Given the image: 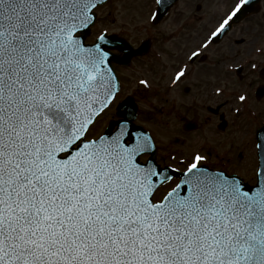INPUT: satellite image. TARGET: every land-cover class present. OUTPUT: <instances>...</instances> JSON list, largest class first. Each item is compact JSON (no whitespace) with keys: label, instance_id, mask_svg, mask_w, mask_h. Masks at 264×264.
Listing matches in <instances>:
<instances>
[{"label":"snow or ice","instance_id":"6c2138e0","mask_svg":"<svg viewBox=\"0 0 264 264\" xmlns=\"http://www.w3.org/2000/svg\"><path fill=\"white\" fill-rule=\"evenodd\" d=\"M108 2L0 0V264H264V123L253 128V186L238 172L209 169L200 151L170 152L182 169L161 165L131 101L92 134L122 91L115 65L143 51L107 25L89 41ZM256 4L231 0L176 65L170 88L179 89ZM150 19L158 24L160 12ZM232 43L227 71L235 75L244 72L238 46L253 41L241 30ZM255 52L264 57V45ZM247 67L242 90L214 89L237 115L253 99L264 104V70L257 76L264 64L249 59ZM139 84L151 87L146 78ZM218 111L209 108L205 124Z\"/></svg>","mask_w":264,"mask_h":264},{"label":"rangeland","instance_id":"374dc122","mask_svg":"<svg viewBox=\"0 0 264 264\" xmlns=\"http://www.w3.org/2000/svg\"><path fill=\"white\" fill-rule=\"evenodd\" d=\"M230 3L231 0H210L205 2L202 0H181L161 24L152 25L150 15L155 8V0H109L102 9H99L100 20L93 28V33L89 37V40L94 38L99 28L107 25L119 32L127 31L130 34H125L126 37L132 38V40L135 41L136 38L146 35L145 33H140L142 27L146 26L149 31H153L157 35L162 34V37L156 41L154 51H158L159 54L161 53L162 55L165 51L168 52L165 54H171L172 51H177V47H179L184 54L177 58L181 61L185 57V53L188 49L191 48L200 38H196L195 41H192L193 43L190 44L187 42L188 44L185 49L183 44L182 46L177 45L182 40L187 39L186 37H182L183 33L189 34L197 31L200 32V35H204V32L212 28L219 17L227 11L224 8L227 4L230 6ZM196 4H202L203 7L200 10H197L195 7ZM214 9L216 13L212 16V11ZM201 18L202 20H200ZM209 19L210 21H208ZM207 21L209 22L207 25L208 28L203 30V23ZM241 30H243L244 35H247L252 39L253 44L251 47H246L245 45L238 46L243 50L240 62L244 58L251 57L252 60L264 64V57H261L255 52L256 47L264 45V2L262 3L260 13L250 16L236 27L235 32L230 36L231 40H227V44L225 42L222 45H213L214 47L212 48V51H209V55H211L210 60L212 62L216 61L217 53H223L224 58L220 64L224 65L226 68L228 67L231 61L226 59L227 50L230 47H237L235 45L231 46V41L235 40L241 34ZM143 31L145 30L143 29ZM180 38L181 40H179ZM233 52L235 53L234 50ZM151 56L153 57L154 54L145 56L144 59H137L136 63L139 66L135 63L131 68L120 69V72H123L126 76L127 85L121 92L119 99H122L126 93L133 91L132 86L133 89H138V92H140L139 89H141V87L139 80H137L139 76L135 71L140 74V77H146L148 80H153L154 82L158 81L156 75L157 68L151 61ZM233 58H235V56ZM174 61L175 60L171 56L170 62L174 64ZM244 64L246 65L244 73L245 75H248L249 70L247 63ZM225 67L223 68V73H226ZM167 69L166 72L167 74H170V79L174 70L172 69L171 72H169V69ZM219 71L220 68L216 66L215 73L212 76L207 75V81L209 82L210 77L213 78V80H216V73ZM168 80L166 82L167 85ZM188 83L189 82H184L179 89L173 91L172 95H168V90L161 91L159 95L154 94L155 92H143L145 94L137 93L136 99L139 100L142 107L140 120L145 121V126L153 132L156 138L159 148L157 155L158 160L162 164H173L174 161L168 159L170 152L173 154L182 152L184 153L185 158H190L193 152L200 151L208 157V160L211 163H213V167H227L230 171L238 172L251 183H255L257 159L255 154L256 150L252 143L254 139L253 128L264 119V104H259L253 99L250 101L251 109L249 111H244L239 115L235 114V116L238 117L237 130L234 127H231L228 131L221 132L217 130L213 123H211L206 124L203 130L201 129L199 131L186 133L183 131L184 128L179 126L176 118L180 113L174 114L173 110L174 106H176L175 103H178L176 107L183 110V107L194 102L191 94H189L190 96L183 94L185 90L184 86ZM245 83H247V81H243L242 83L241 78H235L233 81L229 80L227 88L233 89V92H238L243 89ZM173 96L177 98L178 102L173 99ZM196 98L199 99L198 96ZM202 101H204L203 98ZM158 102L160 103L159 107L154 109L153 106L158 105ZM115 105L116 104H114L107 113L101 116L92 132H97L99 128L105 127L108 125L109 120L116 116ZM195 105L198 104L195 102ZM192 108L196 110V108ZM176 110L178 109L176 108ZM253 112L255 113V117L252 115ZM198 113L199 116L203 118L207 111L204 108H201L198 110ZM178 138L180 139L179 143L177 142ZM241 150L245 153L244 157L239 155ZM215 160L216 162H214ZM168 187H170V185L162 188L158 197L159 195H162Z\"/></svg>","mask_w":264,"mask_h":264},{"label":"flooded vegetation","instance_id":"af4514ba","mask_svg":"<svg viewBox=\"0 0 264 264\" xmlns=\"http://www.w3.org/2000/svg\"><path fill=\"white\" fill-rule=\"evenodd\" d=\"M202 1L205 2V1H210V0H205V1L202 0ZM262 1L264 2V0H261V2ZM200 20H202V19H200ZM208 21L205 22V24H203L204 25L203 30H206L208 28V26H207L208 23H209ZM144 30L145 31L141 30L140 33L141 34L145 33L146 34L145 36H140L139 38H136L135 41H133L132 38H127V39H129L135 46L141 45L142 43L148 44L149 45V50H148L147 54L146 55H139L138 57L133 59V61L131 62L130 66L124 67V68H131L136 63L137 59H140V58L144 59L145 56L154 54L153 57L151 56L152 58H150V57H148V58L151 59V61L153 62V64L157 68L156 75H157L158 81L154 82L153 80H151V81L149 80L150 84H151V87L148 88V89H143V87L140 85V87H141V89H139L140 92H138V89L137 90L133 89V86H132V90L133 91L128 92V93L125 94L126 95L125 97H132L135 100V102L137 103L138 116L139 117L142 115V112H141V108L142 107L140 106L139 100L136 99L137 98V93L145 94L146 92H155L154 94L159 95L161 93V91L168 90V95L169 94L172 95L173 91H176L177 89L173 90V89L170 88V79L171 78L169 79V75L170 74L169 73L167 74L166 69L168 67L169 72H171L172 69L174 70L176 65L180 62L177 58H179L182 55H184L182 50H180L179 47H177V51H172L171 54L170 53L169 54H165V53H168L167 51H165V53H163L164 54L163 57L158 56L159 53H158V51H154V47H156V41H158L162 37V34L157 35L153 31H149L146 27L144 28ZM235 30H236V28L231 33H229V35L226 36L221 42H219L217 44H214V46L222 45L225 42L227 44L228 43L227 40L228 39L231 40L230 36H231V34H233L235 32ZM207 31L208 30H206L204 32V34ZM121 33L124 34V35L125 34H130L127 31L126 32H121ZM201 36L202 35H200V32H197V31H194V32L189 33V34L183 33L182 37L183 38L186 37L188 40L187 39L182 40L177 45H181L182 46V44H183L184 48L186 49V45L188 43L189 44L193 43L192 41H195L196 38L201 37ZM181 38L179 40H181ZM233 41L234 40L231 41V46H234V44L232 43ZM214 46H212V48ZM234 49H235L234 47H230L227 50L226 56L227 57L228 56L234 57L236 55V53L233 52ZM217 51H219V50H217ZM209 53L210 52H207V59H201V60L197 61L196 65L193 66L194 67V72L192 73V75L189 77L188 80L184 81V82H189L185 86L191 88V91L190 92L186 91V87L184 86L185 90H184L183 94L184 95L191 94L192 95L191 97H192V99H194L193 100L194 102L188 101V102H191L188 105L189 109H188V106H185V107H183V110H181V108L176 107L178 103H175L176 106H174V110H173L174 114L180 113L178 116H176V118L178 120V124H179V126H182L184 128L183 131H185L186 133H191L193 131H199L201 129L202 130L204 129L206 124H205L203 118H201L199 116V113H198V110L201 109V108H204L206 111H208L209 108H211V109L219 108L218 112H214L213 113L214 119L212 121V123L216 126L217 130L223 132V131H228L231 127H234L236 130L238 128V117L234 116V113L231 110V105H229L227 107H221L220 106V101L223 98L222 97H217L214 94V89L219 84H223L225 87H227V84H228L229 80L233 81V79H235V78L236 79H238V78L242 79L243 76H246L245 73H244L245 70H246L245 69L246 65L244 64V72L243 73L232 75V74H229L228 71H227L229 65L226 68L224 65L220 64L223 61V58H224V54L223 53H217L216 54V61L215 62H212L210 60L211 59V55H209ZM170 55L175 60L174 64H172V62H170V60H171V56ZM249 59H252V58L251 57L244 58V59H242L241 62L242 63H247V61ZM212 60H213V58H212ZM260 64H263V63H260ZM216 66L218 68H220V71L216 73V80H213V78L210 77L209 78V82H208L207 81V78H208L207 75L212 76L215 73V67ZM224 67H225V72L226 73H223V68ZM262 70H264V67H261L260 69H258V76L260 74V71H262ZM135 73L138 74L139 78L137 80L140 81V79H142L140 77V74L138 72H136V71H135ZM172 75H171V77H172ZM119 76H120V81H121L122 91H123L124 88L127 85V80L125 78L126 76L123 74V72H121V74ZM167 80H168V85L166 83ZM151 90H153V91H151ZM228 90H229V92H233V89H228ZM143 92H145V93H143ZM197 96L199 97V99L196 98ZM202 98L204 99V101H202ZM173 99L175 101L177 100V98L175 96H173ZM177 102H178V100H177ZM195 102L198 105H195ZM159 104L160 103L158 102V105H154L153 108L155 109L156 107H159ZM179 104H181V103H179ZM192 107L196 108V110L193 109ZM176 108L178 110H176ZM181 117H183V118H181ZM115 118H117V116H114L112 119H115ZM224 119H226V123L224 122ZM193 127H194V129H193ZM178 140H180V139L178 138ZM179 165H182V164H179Z\"/></svg>","mask_w":264,"mask_h":264},{"label":"water","instance_id":"95a60500","mask_svg":"<svg viewBox=\"0 0 264 264\" xmlns=\"http://www.w3.org/2000/svg\"><path fill=\"white\" fill-rule=\"evenodd\" d=\"M258 1L259 0H257V4H258ZM162 3H164V4H168V3H171L172 5L175 3V0H162ZM169 10V8H167V10L165 11L162 7H161V4L159 3V7H158V11L160 12V14H161V19L165 16V14H166V12ZM160 19V20H161ZM142 52H140V54H141ZM248 184V183H247ZM249 186H251V185H249Z\"/></svg>","mask_w":264,"mask_h":264}]
</instances>
